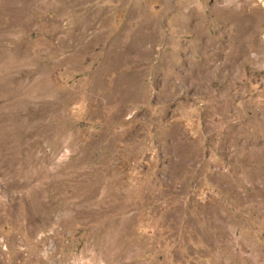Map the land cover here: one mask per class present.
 I'll use <instances>...</instances> for the list:
<instances>
[{
	"label": "rangeland",
	"instance_id": "obj_1",
	"mask_svg": "<svg viewBox=\"0 0 264 264\" xmlns=\"http://www.w3.org/2000/svg\"><path fill=\"white\" fill-rule=\"evenodd\" d=\"M0 264H264V0H0Z\"/></svg>",
	"mask_w": 264,
	"mask_h": 264
}]
</instances>
